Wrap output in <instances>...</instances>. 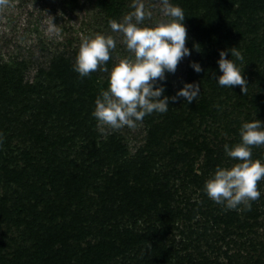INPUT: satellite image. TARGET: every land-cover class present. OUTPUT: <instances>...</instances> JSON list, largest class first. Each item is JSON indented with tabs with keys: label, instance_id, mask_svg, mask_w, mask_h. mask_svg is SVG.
Instances as JSON below:
<instances>
[{
	"label": "trees",
	"instance_id": "trees-1",
	"mask_svg": "<svg viewBox=\"0 0 264 264\" xmlns=\"http://www.w3.org/2000/svg\"><path fill=\"white\" fill-rule=\"evenodd\" d=\"M124 1L98 0L107 23L121 15ZM171 2L184 10L191 55L178 86L173 87L168 77L160 83L168 97L184 83L200 84L201 92L190 104L183 98L170 100L159 123L146 115L148 149L129 159L120 136L100 137L92 115L100 94L94 86L98 71L81 78L73 71L71 59L61 55L51 62L50 82L23 84V67L0 65V264H139L142 256L143 264H168L178 254L173 242L165 244L169 219H162L159 228L145 221L142 228L118 232L112 225L116 235L110 239H93L83 245L81 240L91 228L85 225L86 218L94 224L104 215L109 221L114 218L116 208L105 205L104 198L117 191L123 193L119 207L133 205L141 216L149 217L150 209L162 204L164 216L176 218L178 213L170 207L176 186L170 183L166 170L178 163L179 174L197 194L198 202L190 203V212L191 219L202 218L197 221L202 229L215 235L222 229L226 236L255 228L260 218L258 207L264 204V179L257 183L261 196L252 202L250 211L227 210L202 189L215 168L222 167L224 156L228 157L224 145L240 141L242 123L264 122V0ZM234 47L244 55V61L236 63L248 84L246 94L238 85L231 89L218 85L213 76L221 74L216 63L219 51ZM191 62L199 63L203 71L195 72ZM221 96L226 101L215 100ZM174 132L182 137L178 140L180 150L187 151H173L175 156H170L168 163L165 159L162 167H155L151 152L159 147L157 138ZM196 156H202L201 164L195 161ZM252 158L262 160L264 149L253 146ZM89 190L101 202L100 209L94 215L80 211L70 228L60 226L56 217L65 214L67 203L73 197L81 199ZM143 248L145 255L140 254Z\"/></svg>",
	"mask_w": 264,
	"mask_h": 264
},
{
	"label": "rangeland",
	"instance_id": "rangeland-1",
	"mask_svg": "<svg viewBox=\"0 0 264 264\" xmlns=\"http://www.w3.org/2000/svg\"><path fill=\"white\" fill-rule=\"evenodd\" d=\"M137 2L138 0L124 1L121 15L114 20L122 22L127 14L135 10L133 6ZM139 2L143 3L146 11L151 12V16H146L142 26H152L168 19L163 14L161 0H139ZM47 16L54 17V23L60 26L61 33L59 36L46 31ZM184 26L187 30L185 46L188 48L191 33L188 26ZM97 33L111 35L117 41V47L111 53L110 62H107L109 69L120 59L132 56L126 46L121 43V34L113 32L109 23L106 22V15L99 6L98 0H8L7 5L0 6V65L11 67V69H22L21 67H23V84L42 83L43 85L46 81L50 82L53 79V74H51L52 61L54 62L55 59L64 56L74 63L82 39ZM187 59L188 56L178 63L174 74L166 73V77L173 87L178 86L184 78ZM96 71H98V79H94V86L100 91L107 89L108 74L99 68ZM215 100L223 102L225 98L221 96L216 97ZM157 114L152 113L147 116L156 119L159 123L165 113H161L159 116ZM146 123V120H142L138 121L135 127L124 126L120 129L98 124V131L101 138L108 135L120 136L127 152L126 158L129 159L138 151H145L146 149L148 143L147 130L149 129ZM160 137L157 138L159 147L156 151L151 152L156 163L155 167H162L165 159L168 163L170 156H175L172 154L173 151L180 154L188 149L180 150L182 147L179 146L178 140L182 137L179 133H168L166 136ZM259 147L264 149V146ZM196 159L195 161L201 164L202 156H196ZM122 160L125 159L122 157ZM122 160L120 161L121 164H123ZM180 165L179 163L174 164V166L169 165L166 170L172 179L170 183L176 186L174 188L176 191L174 201L170 202V207L178 213L176 218L164 216L166 212L162 204L150 209L149 217L141 216L136 206L119 207V200L123 199V193L117 191L115 194L104 198L105 205L115 206L116 209H113L114 213L112 214L114 218L109 221L107 220L109 216L104 215L103 221L101 220L99 224H94L89 218H86L88 222L85 225L91 228L86 229V236L84 240H81V244L92 242L93 239L104 240L114 237L116 234L111 231L112 225L117 227L118 232L124 229L142 228L145 221H150L159 228L162 219L163 221L169 219L172 221L167 225L169 234L165 238V244L169 245L173 242L175 250L178 251V256L174 255L168 264H264V204L258 207L260 218L252 231H244L236 234L237 236L235 233L222 235V229L217 231L216 235L211 231L207 232L197 223L198 220L202 222L200 216L191 219L193 213L190 212V203L198 202V198L190 184L186 180L184 181L179 174ZM221 165L228 167L232 166L233 162L224 156ZM117 166L120 167L119 164H115V167ZM196 168L197 166H195ZM110 169L112 168L110 167ZM130 178L135 181L133 174ZM261 187V191L264 193V182ZM101 205L93 191L89 190L86 195L83 193L81 199L73 197V200L67 203L68 209L65 214L57 216L56 222L62 227L70 228L71 222L78 212L82 211L94 215L95 210L100 209ZM163 216L165 218H162ZM89 231H91L90 234ZM198 238H200L199 241ZM140 254L145 255L146 250L141 249ZM144 262V256H142L139 264Z\"/></svg>",
	"mask_w": 264,
	"mask_h": 264
},
{
	"label": "clouds",
	"instance_id": "clouds-1",
	"mask_svg": "<svg viewBox=\"0 0 264 264\" xmlns=\"http://www.w3.org/2000/svg\"><path fill=\"white\" fill-rule=\"evenodd\" d=\"M7 3L8 0H0V6ZM161 3L163 14L168 17L164 22L142 26L151 12L146 11L139 0L133 6L135 10L122 22L109 21L111 30L121 34V43L132 54L130 58L120 59L111 69L107 62L117 47L113 36L100 33L85 36L79 45L73 71L81 78L98 68L108 74V87L100 91L92 112L101 126L135 127L146 115L166 113L170 100L176 102L183 98L190 104L200 95L198 83H184L174 96L164 95L165 89L160 82L166 80V73L174 74L178 63L191 52L185 46L184 10L170 0H161ZM47 20L46 31L59 36L61 29L54 23V17L47 16ZM229 55L231 58H226ZM236 61H244L243 53L236 47L219 51L216 63L221 74L213 73V76L218 85L230 89L238 85L241 93L246 94L248 84ZM190 67L197 73L203 71L197 62H191ZM239 137L238 143L224 145L225 154L237 162L231 167L217 166L205 180L202 191L227 210L250 211L252 202L261 196L257 183L264 179V161L252 158L253 146H264V122L257 119L243 122ZM2 143L3 134L0 133Z\"/></svg>",
	"mask_w": 264,
	"mask_h": 264
}]
</instances>
